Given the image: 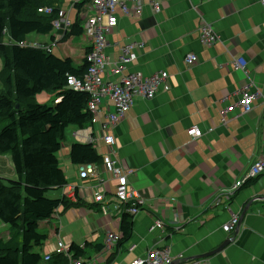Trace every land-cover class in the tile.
I'll return each instance as SVG.
<instances>
[{"label": "crops", "instance_id": "obj_1", "mask_svg": "<svg viewBox=\"0 0 264 264\" xmlns=\"http://www.w3.org/2000/svg\"><path fill=\"white\" fill-rule=\"evenodd\" d=\"M44 1L66 11L73 22L77 11L83 21L81 14L89 4L86 0ZM83 2L84 6L79 7ZM263 2L172 0L155 14L144 0L140 17L121 19L106 35L104 53L110 62L117 59L123 45L143 43L128 72L145 77L158 72L168 74L169 91L160 89L151 100L135 97L125 119L110 130L115 140L113 157L120 167L133 171L129 184L142 195L145 204L132 219L131 239L115 259H110L112 253L104 254L103 244L107 233L120 235V220L114 217L118 214L112 205L107 206L108 216L104 217L94 197L103 191L105 200L113 203L116 182L110 174L101 173V162L94 164L97 179L80 178L81 165L72 164L69 158L75 143H91L101 159L110 154L102 140L100 123L113 107L104 98L96 123L83 128L71 126L65 131L57 159L67 184L53 191V199L65 197L75 206L59 208L50 220L39 224L38 230L48 239L35 252L42 257L52 254L61 241L65 247L78 246L86 264H130L145 258L151 249H166L173 258L182 257L180 263L173 264H183L210 253L229 238L231 243L220 254L200 259L203 264H264V173L253 184L243 185L229 201L225 197L264 155ZM199 16L220 38L213 47L204 46L198 39ZM81 27L84 29L85 20ZM55 32L50 43L47 40L52 32L31 35L34 40L28 41L49 47L51 53L57 48L64 57L60 59L80 65L86 48L91 47L85 34L76 41V37L64 39L62 32ZM61 37V42L53 45ZM187 53L197 56L196 64L183 63ZM236 58L245 62L246 73L233 69ZM105 80L116 82L117 78L108 76ZM246 84L260 96L252 111L242 114L236 104L239 90ZM48 95L45 103L51 104L47 106L59 101ZM192 128L199 129L202 137L192 140L187 135ZM0 162L9 170L5 172L1 167L0 178L12 179L15 173L10 157L0 155ZM219 196L221 205L212 209ZM250 202L238 229L224 232L230 215L240 216ZM156 222L164 227H155ZM0 228L6 230L8 241V227L0 223Z\"/></svg>", "mask_w": 264, "mask_h": 264}, {"label": "trees", "instance_id": "obj_2", "mask_svg": "<svg viewBox=\"0 0 264 264\" xmlns=\"http://www.w3.org/2000/svg\"><path fill=\"white\" fill-rule=\"evenodd\" d=\"M41 7L57 11L44 0H0V155L10 157L17 177L16 181L0 178V223L9 229L8 241L0 239V264H67L68 258L63 255L52 254L45 261L34 248H41L48 239L38 230L39 224L50 220L59 208L68 210L75 206L65 197L50 199L46 194L67 184L57 159L66 129L83 128L91 124L92 118L87 110L89 97L67 88L66 83L68 76H84L88 70L86 58L75 66L71 59L20 46L29 43L27 36L31 33L52 32L56 16L39 14ZM77 15L69 31L63 34L64 39L84 34L80 11ZM89 51L86 48L85 55ZM42 92L59 101L52 106L38 104L36 97ZM69 158L72 164L81 166L101 162L90 144L75 143ZM255 181H246L244 186ZM132 219L122 215L120 239L110 259H115L131 239ZM19 238L21 247L17 243ZM69 252L75 259L84 255L74 244Z\"/></svg>", "mask_w": 264, "mask_h": 264}, {"label": "built area", "instance_id": "obj_3", "mask_svg": "<svg viewBox=\"0 0 264 264\" xmlns=\"http://www.w3.org/2000/svg\"><path fill=\"white\" fill-rule=\"evenodd\" d=\"M172 0H147L154 13H159L162 7L171 3ZM264 3V2H263ZM144 0H89L86 7L84 34L90 42V51L85 55L88 63V70L82 78L68 76L67 88L72 91L84 93L89 97L87 110L92 116L91 123L94 124L98 120L99 107L102 99H108L113 107L104 122H101L102 140L108 147L110 154L105 155L101 159V173L110 174L115 180V188L113 199L114 202L105 200V193L100 191L94 197V202L100 205L102 215L108 216L107 206L112 205L113 210L118 215L115 218L121 220L122 215H129L132 218L139 214L143 208L145 201L142 195L133 189L129 184V177L134 173L125 170L118 165L114 159L115 140L110 134V130L118 123L125 119L127 112L134 103V98L138 97L143 100L153 99L158 91H169L170 87L166 83L168 74L166 72H158L149 77H145L140 73L128 72L129 66L137 60V50L143 49V43L131 42L123 45L119 51L120 54L114 62H110L105 56V48L107 46L106 35L114 30L121 19L130 17H140L142 14ZM37 12L46 16L55 14L56 18L52 22V28L63 34L71 28L73 22L66 11L54 9L52 7L38 8ZM83 15H81L82 17ZM200 20V16H199ZM198 26V39L206 47H213L219 42L220 38L214 31L213 27L206 20L201 18ZM64 37V35H63ZM62 37L57 39L53 45L61 42ZM20 46L42 49L51 52L49 47L33 43H20ZM198 58L192 53H187L183 58V63L187 66L196 64ZM233 69L246 73L245 62L239 58L233 61ZM116 77V82L105 80V77ZM260 94L252 92L250 84H246L239 90V99L236 104L242 114H248L252 111L254 102L258 100ZM224 114V113H222ZM225 123V120H221ZM264 128V125H263ZM187 135L196 140L202 137V132L197 128L187 131ZM91 144V143H90ZM80 178L99 177L98 168L94 164L83 165L80 167ZM264 173V155L260 156L249 168L246 178L235 183L232 189L225 193L226 200L229 201L235 193L243 187L244 183L249 180L256 179ZM221 205L220 196L210 206L212 209ZM228 209V206H224ZM239 222L238 215H230V221L223 226L224 232H231L236 228ZM155 227L162 229L164 225L156 222ZM120 239V235L107 233L103 250L104 254H110L114 250ZM55 255H63L68 258L67 264H86L80 259L72 258L69 247H65L61 241L57 243ZM45 255L44 260L49 261L51 255ZM182 257L173 258L166 249H151L147 252L143 259H134L130 264H173L180 263ZM204 260L184 261L183 264H203Z\"/></svg>", "mask_w": 264, "mask_h": 264}, {"label": "rangeland", "instance_id": "obj_4", "mask_svg": "<svg viewBox=\"0 0 264 264\" xmlns=\"http://www.w3.org/2000/svg\"><path fill=\"white\" fill-rule=\"evenodd\" d=\"M86 12H87V11H86ZM86 12L83 13L82 18L86 15ZM70 21L73 22V20H72L71 18H70ZM81 23L84 24V20L81 21ZM54 34H57V33L55 32V30H52V34H51V36L48 38L47 43H50V42H51V37H52ZM31 35H33L34 37H36V35H38V34H36V33H31V34H29V35L27 36V40H29V39L34 40V39H32V38L30 37ZM76 41H80V37H76ZM52 49H53V48H52ZM52 54H53V55H56V56L59 57V58H64L63 55H62V53H61V52L59 51V49H57V48H55V49L52 50ZM1 65H2V62H1V60H0V68H1ZM0 87H1V86H0ZM48 97H49L48 93H46V92H42V93H40L39 95H37V97H36V101H37V103L40 104V105H48V104H51L50 102H49V103H45V102L49 99ZM67 131H68V130H67ZM66 133H67V132H66ZM1 167L4 169L5 172H9L8 168H7V167L4 165V163H2V162H0V169H1ZM5 178H6L7 180H14V181H16V179H17L16 175L13 176L12 179H11V178H8V177H5ZM46 196H47L48 198L52 199V198L55 197V193H54V192H49V193L46 194ZM107 212H108V209H107ZM53 224H54L55 226H57V222H55V223H53ZM5 231H6V230L0 228V237H1V239L3 240V242H6V241H7V236L4 234ZM7 231H8V230H7ZM17 243H18V246L21 247V238H19V239L17 240ZM34 249H35V250H38L39 248L36 247V248H34ZM85 263H87V262H85Z\"/></svg>", "mask_w": 264, "mask_h": 264}, {"label": "water", "instance_id": "obj_5", "mask_svg": "<svg viewBox=\"0 0 264 264\" xmlns=\"http://www.w3.org/2000/svg\"><path fill=\"white\" fill-rule=\"evenodd\" d=\"M252 202V201H251ZM251 202L245 207V209H244V211L241 213V215L239 216V222H238V224H237V226H236V228H235V231L238 229V227H239V225H240V222H241V220H242V217L244 216V214L249 210V207H250V204H251ZM231 239H225L216 249H214L213 251H211L210 253H208V254H205V255H202V256H200V257H196L195 259H198V260H200V259H204V258H210V257H213V256H215V255H218V254H220L223 250H224V248H226L230 243H231ZM194 259V260H195Z\"/></svg>", "mask_w": 264, "mask_h": 264}, {"label": "flooded vegetation", "instance_id": "obj_6", "mask_svg": "<svg viewBox=\"0 0 264 264\" xmlns=\"http://www.w3.org/2000/svg\"><path fill=\"white\" fill-rule=\"evenodd\" d=\"M152 10V9H151ZM153 12V11H152ZM154 13V12H153ZM155 14H157V13H155ZM142 15V14H141Z\"/></svg>", "mask_w": 264, "mask_h": 264}, {"label": "clouds", "instance_id": "obj_7", "mask_svg": "<svg viewBox=\"0 0 264 264\" xmlns=\"http://www.w3.org/2000/svg\"><path fill=\"white\" fill-rule=\"evenodd\" d=\"M245 184V183H244ZM70 247V246H69ZM81 260V259H80ZM68 263V262H67Z\"/></svg>", "mask_w": 264, "mask_h": 264}]
</instances>
